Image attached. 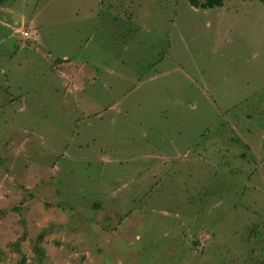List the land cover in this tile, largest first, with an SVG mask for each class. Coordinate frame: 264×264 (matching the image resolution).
Instances as JSON below:
<instances>
[{"label": "rangeland", "instance_id": "obj_1", "mask_svg": "<svg viewBox=\"0 0 264 264\" xmlns=\"http://www.w3.org/2000/svg\"><path fill=\"white\" fill-rule=\"evenodd\" d=\"M0 264H264V0L0 7Z\"/></svg>", "mask_w": 264, "mask_h": 264}, {"label": "trees", "instance_id": "obj_2", "mask_svg": "<svg viewBox=\"0 0 264 264\" xmlns=\"http://www.w3.org/2000/svg\"><path fill=\"white\" fill-rule=\"evenodd\" d=\"M191 2L192 5L196 6V7H203V8H213V7H217V6H222L225 2V0H204V1H200V0H189ZM8 0H0V5H4L5 3H7ZM42 236L40 237L39 240H41ZM38 240V246L40 241ZM38 250L40 251V247H37Z\"/></svg>", "mask_w": 264, "mask_h": 264}, {"label": "crops", "instance_id": "obj_3", "mask_svg": "<svg viewBox=\"0 0 264 264\" xmlns=\"http://www.w3.org/2000/svg\"><path fill=\"white\" fill-rule=\"evenodd\" d=\"M5 5V4H4ZM3 5H0V7H2ZM67 59V58H66Z\"/></svg>", "mask_w": 264, "mask_h": 264}]
</instances>
